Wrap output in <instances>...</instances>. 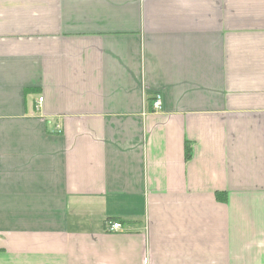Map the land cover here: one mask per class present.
I'll return each instance as SVG.
<instances>
[{"label": "crops", "instance_id": "obj_1", "mask_svg": "<svg viewBox=\"0 0 264 264\" xmlns=\"http://www.w3.org/2000/svg\"><path fill=\"white\" fill-rule=\"evenodd\" d=\"M0 264H264V0H0Z\"/></svg>", "mask_w": 264, "mask_h": 264}, {"label": "built area", "instance_id": "obj_2", "mask_svg": "<svg viewBox=\"0 0 264 264\" xmlns=\"http://www.w3.org/2000/svg\"><path fill=\"white\" fill-rule=\"evenodd\" d=\"M43 101V98H40V102ZM154 111H161L163 109V102L160 95H156L153 102ZM111 232H119L122 230V225L120 223H112L111 228L109 229Z\"/></svg>", "mask_w": 264, "mask_h": 264}, {"label": "trees", "instance_id": "obj_3", "mask_svg": "<svg viewBox=\"0 0 264 264\" xmlns=\"http://www.w3.org/2000/svg\"><path fill=\"white\" fill-rule=\"evenodd\" d=\"M191 152H192V150H191V147H190V145H187V147H186V159L187 160H189V159H191ZM218 199L219 200H221V201H224L225 199L224 198H222V197H218Z\"/></svg>", "mask_w": 264, "mask_h": 264}, {"label": "bare ground", "instance_id": "obj_4", "mask_svg": "<svg viewBox=\"0 0 264 264\" xmlns=\"http://www.w3.org/2000/svg\"><path fill=\"white\" fill-rule=\"evenodd\" d=\"M39 102H40V99H39ZM43 102V101H42ZM41 103V102H40ZM110 229V228H109ZM110 231V230H109Z\"/></svg>", "mask_w": 264, "mask_h": 264}]
</instances>
